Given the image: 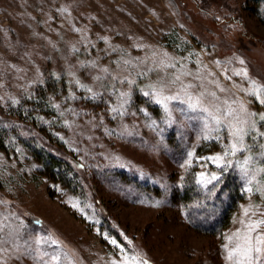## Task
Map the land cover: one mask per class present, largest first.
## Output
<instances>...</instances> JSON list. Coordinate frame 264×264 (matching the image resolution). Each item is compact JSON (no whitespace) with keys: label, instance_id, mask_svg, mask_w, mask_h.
I'll list each match as a JSON object with an SVG mask.
<instances>
[{"label":"rangeland","instance_id":"rangeland-1","mask_svg":"<svg viewBox=\"0 0 264 264\" xmlns=\"http://www.w3.org/2000/svg\"><path fill=\"white\" fill-rule=\"evenodd\" d=\"M49 79L40 126L90 187L0 149V264H232L227 238L264 220V0H0V118L41 134L23 106ZM234 178L227 225L195 228L180 187L225 196Z\"/></svg>","mask_w":264,"mask_h":264},{"label":"trees","instance_id":"trees-1","mask_svg":"<svg viewBox=\"0 0 264 264\" xmlns=\"http://www.w3.org/2000/svg\"><path fill=\"white\" fill-rule=\"evenodd\" d=\"M47 83L48 86L38 89V97H35L23 106V110L27 112L26 115L31 120L30 122L34 123V125H39L38 128L44 134L36 133L33 126H30V123H25L24 128L23 123H21L22 126L20 127V123L18 124V122L10 120L7 123L0 118V149L7 150L11 146L16 147L22 144L38 162L39 170L44 175L50 179H58L79 193H84L85 188L87 186L90 187L88 174L85 171L84 165L62 149L61 145L53 139V136L51 137L49 132L40 126V123L46 124L45 119L41 117V113H37L40 110V106L43 107L41 101L46 100V104L50 107L51 112L54 111L47 88L52 90L57 84L53 79H49ZM40 111H44V109L41 108ZM231 183L228 184L230 189L227 190L225 187L227 190L225 199V196L221 193L222 190H219V192L218 189L211 188L208 194L204 192L200 193L198 188L191 184V181L186 182L180 187L178 199L183 203L187 214L186 217L195 228L204 232H217L227 225L228 207L232 206L233 200L237 197L236 191L239 188L236 178L232 179ZM94 201L100 206V200L95 195ZM207 218L212 219L210 225H204L200 222L201 219L206 220Z\"/></svg>","mask_w":264,"mask_h":264},{"label":"snow or ice","instance_id":"snow-or-ice-1","mask_svg":"<svg viewBox=\"0 0 264 264\" xmlns=\"http://www.w3.org/2000/svg\"><path fill=\"white\" fill-rule=\"evenodd\" d=\"M238 75L240 73H237ZM247 76V72L243 73ZM255 84V82L253 81ZM253 95L259 97L260 95H264V86H258L252 92ZM264 103V100L260 101ZM190 108L195 110L198 105L197 104H190ZM260 120L264 121V114L260 115ZM244 130L242 128H236L233 130L232 135L235 138V143L230 145L229 151L231 154H235L236 152L242 151L245 147L243 144V135ZM261 136H264V133H260ZM229 151H226L224 156H215L209 157L208 159L213 160L217 163L218 166L223 165V167L229 166L231 163L230 161L225 160V157L229 155ZM191 156L192 154L189 153ZM264 171V169H261ZM244 175L247 176V171L244 172ZM201 176L203 177L204 174L202 173ZM218 177L213 175L211 180H217ZM211 180L207 182H211ZM204 182V181H202ZM245 215H248V209H245ZM264 226V220H249V222L245 225V230L240 232L239 230L234 233L232 236H229L227 239L229 242H233L234 246L229 247V244H225L224 248L226 250V259L232 264H264V233H261L259 230L261 227ZM37 246H40L45 243H52L55 244L56 241L52 240L51 237L47 238H38L33 241ZM115 243V241H113ZM43 260V257H41ZM59 255L53 254L50 257V261H43V264H51L52 261H59Z\"/></svg>","mask_w":264,"mask_h":264}]
</instances>
